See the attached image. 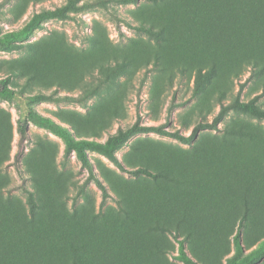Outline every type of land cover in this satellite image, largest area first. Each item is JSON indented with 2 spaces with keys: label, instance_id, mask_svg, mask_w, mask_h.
<instances>
[{
  "label": "trees",
  "instance_id": "1",
  "mask_svg": "<svg viewBox=\"0 0 264 264\" xmlns=\"http://www.w3.org/2000/svg\"><path fill=\"white\" fill-rule=\"evenodd\" d=\"M17 1L24 11L48 0ZM113 5L137 8L129 11L128 21ZM96 7L108 11L119 30L124 24L140 37L115 46L96 22L84 53L54 36L29 42L46 22L73 19ZM0 51L25 53L21 59L0 61V71L6 73L0 78V100L27 102L19 134L25 136L33 124L59 137L65 155L75 153L101 193L96 213L89 183L75 185L68 212L62 183H49L36 171L34 189H24L26 208L3 198L6 185L0 179V264H166L176 245L174 258L184 264L264 260V127L259 124L264 106L259 96L241 99L246 83L232 97L234 82L247 72L255 91L264 95V0H67L33 14L18 30L0 31ZM141 70L155 71L169 84L193 79L197 101L192 110L199 121L184 135L146 125L138 113L132 125L102 141L112 122L123 117L127 88L120 79ZM96 97L101 100L88 128L34 108L45 102L86 105ZM214 104L219 112L210 122ZM5 134L11 136L10 121L0 115V166L9 158ZM145 134L173 139L188 149L139 139L124 161L118 158L131 139ZM89 152L132 178L107 170L101 180ZM108 200L116 207L104 209Z\"/></svg>",
  "mask_w": 264,
  "mask_h": 264
},
{
  "label": "rangeland",
  "instance_id": "2",
  "mask_svg": "<svg viewBox=\"0 0 264 264\" xmlns=\"http://www.w3.org/2000/svg\"><path fill=\"white\" fill-rule=\"evenodd\" d=\"M66 1L48 0L39 4H30L28 8L22 11L17 6V0L10 3H4V0H0V31L18 30L25 25L33 14L42 10L60 7ZM113 7L119 17L130 21L129 11L137 8V5H113ZM72 16L73 19L46 22L42 29L35 32L29 42H38L54 36V40L62 41L67 46L73 47L77 52L84 53L90 47L88 39L94 33L93 27L96 22L101 23L107 29L109 39L115 46H125L132 39L140 37L134 30L124 24L120 25L119 30L112 15L100 7L84 10ZM24 55V51L11 53L0 51V61H14L21 59ZM145 72V70H141L132 78L123 77L120 79L121 85L127 88V94L122 105L123 117L112 122L109 132L102 134V141H105L108 135L115 134L119 128L132 125L136 121L138 113L142 123L146 125H162L166 129L180 131L184 135H189L196 122L199 121L198 115L192 110L197 101L193 96V79H177L173 84H169L166 80L160 79L155 71H150L147 74ZM5 76L6 73L0 71V78ZM86 80L92 81L90 77H87ZM243 83L246 84L240 92L241 99L248 101L259 96V102L264 106V95H262V91H255L249 72L240 80L234 82L232 97L239 93L240 85ZM52 91H49V93ZM59 93L65 94L63 91H59ZM79 94L80 91H76L74 95ZM100 100L98 97L93 98L87 101L86 105L68 102H45L34 105V108L42 115L52 117L58 121L61 119L60 115H65L69 119H76L83 123L85 128H88L87 122L95 113V108ZM26 107L27 102L22 98L14 101L0 100V115L8 119L11 125V136L5 134L3 137L5 142L8 138L10 140V143H8L10 145L9 158L0 166V179L6 185L3 198L21 202L27 208L24 189H34V183H36L34 180L35 172L40 171L41 175L48 177L49 183H62L65 193L64 203L68 212L73 209V198L76 195L75 185L89 183L88 188L95 197L94 209L98 213L100 211L101 193L94 182L88 180V171L83 168L75 153L66 156L65 145L59 137L33 124L27 125L25 136L19 134V119L25 112ZM212 110V115L208 116L210 122L219 112V105L214 104ZM231 116H233V113H231ZM253 122L258 123L257 121ZM259 124L264 127V122ZM64 125L67 126L65 123ZM223 127L224 124L219 125L220 129ZM139 139H151L188 149L187 146L173 139L156 134H145L131 139L127 146L118 151V158L124 161L131 153V146ZM89 155L94 164L96 175L101 180L102 171L107 170L114 171L125 179L132 178L130 174L117 169L105 157L93 152H89ZM76 203L83 205L84 202L78 200ZM107 207H116V204L113 200H108L103 208ZM177 254L176 245L173 254L167 255L166 264H184L174 258ZM233 255L234 251H232L230 257ZM263 262L264 260L257 264ZM223 264H226V262Z\"/></svg>",
  "mask_w": 264,
  "mask_h": 264
}]
</instances>
